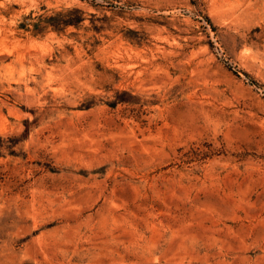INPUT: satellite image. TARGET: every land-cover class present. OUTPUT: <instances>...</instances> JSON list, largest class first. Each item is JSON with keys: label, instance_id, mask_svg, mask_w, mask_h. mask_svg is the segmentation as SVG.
I'll return each mask as SVG.
<instances>
[{"label": "rangeland", "instance_id": "1", "mask_svg": "<svg viewBox=\"0 0 264 264\" xmlns=\"http://www.w3.org/2000/svg\"><path fill=\"white\" fill-rule=\"evenodd\" d=\"M0 264H264V0H0Z\"/></svg>", "mask_w": 264, "mask_h": 264}]
</instances>
